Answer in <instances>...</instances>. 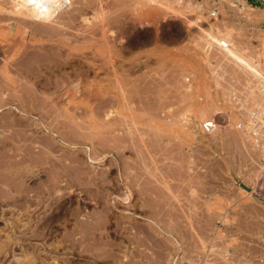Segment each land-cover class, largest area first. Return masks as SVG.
Returning a JSON list of instances; mask_svg holds the SVG:
<instances>
[{
  "label": "rangeland",
  "instance_id": "374dc122",
  "mask_svg": "<svg viewBox=\"0 0 264 264\" xmlns=\"http://www.w3.org/2000/svg\"><path fill=\"white\" fill-rule=\"evenodd\" d=\"M71 1L74 4L71 2L73 6L71 5L72 8H69V14L71 16L73 9H75L74 11L78 10L77 14L73 15V18L71 16L72 19H70V16L66 11L69 12L67 6H71L67 5V10L63 12V14L67 15L64 16L62 14V17L64 24L67 23L69 28H73H70L72 31L70 30V32H68L69 29L66 26L67 33L64 29L65 25L62 27L65 30V32H63L64 30L61 28L56 30L53 27L51 28V26H48L49 28L46 26V29L44 25L40 24L42 29L44 26V28L48 30L45 32L44 29L42 30L45 34H48L49 31H51L50 29L61 31L58 32V36L56 35L57 32L53 31L55 32L53 35L51 34L53 37H50V34L47 35L48 37L43 36V33L41 34L42 31H40V25L38 24L39 31L36 26L37 29L35 30L34 23L32 27V22H27L29 20L21 19L22 22L26 21L23 25L21 21H17V19L14 18L15 16H9L7 13V18L9 17L12 20H9V18L4 19V17H6L5 12L2 14L4 6H0V8H3H1L2 11H0V14L4 15V17L0 15L3 17V19L0 18V82H2L0 83V88L2 86L0 90L3 89L5 91H0V122L2 121L0 126L4 127V129H1L3 127H0V137L5 138H0V162H2L0 163V180L2 181H0V264H264V202L263 199L257 197L255 193L256 189L252 187L254 185L253 180L256 177L255 173L258 171L256 169H258L257 162L259 157L256 147L250 140H245L247 137L245 138L239 130L233 128V123H231V121H234V117L232 115L231 118L228 119V121L231 120L230 123L227 121V123H229L228 126L222 128V130L219 129L217 132H212L213 134L211 133L209 135H204L199 130L200 121L207 117H211V114H213V110L216 107L222 110L230 108L229 105L226 104L227 102L224 101L220 106L217 105L216 97L218 94L213 90H211L213 91L212 93L210 92L209 84L212 80L210 72L212 70L220 69L225 71L228 78L233 79L236 84H243L242 86H239L240 90L249 94L251 97H253L251 91L255 88L253 86L254 79H252V77H250V75H248L243 69H240L233 62L224 58L222 51L217 50L212 45L208 46L207 41L204 40L203 37L198 36L196 31L190 30L182 25V23L172 15H169L168 17L164 16L162 9H159L162 11L159 13L158 7L152 4L149 5L148 2H142V0H93V3H91V0L89 2L90 4L88 3L90 6L87 4L86 6L85 3L86 1L88 2V0H82L85 1L82 4L79 3L81 0ZM251 2L255 8L250 10H253L254 12L245 11V13L242 14L243 17L249 16L251 20H247L246 23L239 22L235 24V19L225 20L222 18L217 20L218 24L216 25L221 26L223 20L228 23H233L237 32L229 37V40L232 43L243 47L247 50L246 52L249 55L263 63L261 59L264 55L261 53V46L262 39L264 38V0H251ZM81 5L85 7V10ZM167 5L169 6V3H167ZM66 7H64V9H66ZM79 7L80 10L77 9ZM153 10H156L157 12H153ZM80 11L83 12L81 13ZM143 16L145 21L142 24L138 19L140 17L143 18ZM64 17L69 18L66 19L70 22H66ZM145 22H147V24ZM25 24L30 28L28 29ZM31 28L34 31L31 30ZM22 30L23 32L21 33ZM31 31H33V33L35 31L38 32L33 34ZM76 31L79 32L76 33ZM69 34L72 36H69ZM200 38L203 39L200 41ZM69 39L70 41H68ZM86 39L88 40L87 42ZM195 42L197 45H202L197 46ZM48 43H54V45L58 46L60 44V47L62 46L61 48H64L65 50H60L61 48H57L58 46H54L56 49L52 48L53 45H49ZM30 45L35 46L30 47ZM27 46L28 48H25ZM46 47L49 48L47 49L49 51L48 54L45 53L47 52V50H45ZM69 50L71 52H66ZM53 51L54 53L52 54ZM61 51L62 55L60 54ZM8 53H10V55ZM49 53L53 57L56 54L60 56L57 55L54 58L59 59L58 61L61 60V68H59V64L58 66L56 65L58 62L56 59L53 61V57L51 58L53 59L52 61L56 62L53 63V65L51 64V66H49L50 64H48L52 63L51 59H47V61L45 60V62H43L44 58L47 57ZM67 53L70 54L67 55ZM103 55L104 58H102ZM92 57H94V59ZM24 58H27L29 61ZM38 60H40V63ZM89 60H93V62ZM62 61L66 64L68 62L69 65H66L65 63L63 64ZM9 62H13L14 64L12 63L13 65H11ZM33 63H35V65ZM43 63H45V65L47 64V67ZM24 64L27 68L24 67ZM34 66H38L39 68L37 67L35 69ZM38 69L43 70V72L39 73ZM2 70L3 72H1ZM17 70L19 71L20 76L17 74ZM28 70L31 72L29 73ZM115 70L116 72H114ZM32 71L33 73L35 72V76L39 73L38 79L39 81L41 79L40 83L37 80L38 76L35 77ZM110 71L113 75L119 73L116 78H118L120 82L116 79L117 83L115 84V76L113 77ZM23 72L28 73L25 74ZM44 72L47 74L46 78H50L51 80L50 86H47L49 92H54H50L51 95L47 93L48 90L45 92V89L47 88H43L45 87L43 84V80L45 79L43 78L45 77ZM1 74L4 75V78ZM16 74L18 75V78ZM28 74H30L29 77ZM40 74L43 75L42 78L40 77ZM23 75H27V77L24 79ZM32 75L34 78L31 77ZM53 76L54 78H52ZM75 76L77 78H75ZM20 78L22 81L24 79V81L22 82ZM29 78L31 80H29ZM64 79L71 85H68ZM68 79L70 80L68 81ZM34 80H37L38 82H33ZM54 82L58 85L63 83L65 86L61 84V86L59 85L60 88L56 87ZM21 83H25L24 86H29H21V88H24L21 90L20 87L18 88ZM51 84H54L55 86ZM113 85L114 88L112 87ZM32 86L35 88L32 89ZM36 87H38L41 92ZM25 88L27 92L28 89H30L29 93L31 92L32 95L26 91L24 92ZM69 88L71 89L70 93L73 92V95L66 94V92L69 91ZM120 88L122 90H120ZM73 89L75 90V93ZM11 92L18 93L19 96L21 95L20 98L15 99L16 95L14 94V98L11 97ZM22 92L24 95L20 94ZM5 93H8L10 96ZM36 93L40 95L34 96ZM101 93H103V95ZM227 93L228 91L223 90L219 94V97L224 100ZM53 94L57 96V98ZM61 94L64 96L66 95V97H62ZM253 94L256 95V93ZM67 95H70V97ZM124 95L126 98L127 96L129 97L126 99ZM3 97L8 99H2ZM42 97L44 99H42ZM24 98L25 100H23ZM19 99H22V101L20 100L22 102H20V108L17 107ZM26 99L29 101L28 103H25L27 102ZM51 99L55 100L51 103ZM39 102H41V105H39ZM56 103L59 107L56 106ZM52 104L53 106H51ZM16 108H18L20 112L25 111L23 113L26 114L27 117L25 118L21 115L18 116L19 112ZM53 108L56 110L54 111ZM47 109H51L50 111H54V113H49ZM108 112L110 114H108ZM62 113L63 115L60 116ZM41 115L45 117L42 118ZM217 116L222 117L221 114H218ZM18 117H20V119L23 117L21 122H19L20 119ZM55 117H57L59 121L58 119L55 120ZM15 119L16 121H14ZM23 119L25 121H23ZM53 119L55 120V126L52 125L54 123ZM60 119L64 121L60 122ZM105 119L108 121L112 120V123L109 122L110 124H107L108 122ZM8 120L9 122L7 123L9 124L7 125L6 123V126H4V122ZM10 120H12L11 122H13V124L17 125H11ZM22 121L23 126L25 125V127L23 128L22 126L21 129V126H19L20 124L18 123H22ZM104 121H106V124H104ZM24 122L28 125L24 124ZM32 122L35 123L33 124ZM126 122L128 125H126ZM63 123L65 125L69 124L64 126ZM80 123L84 126H79L81 125ZM121 123L124 124L121 125ZM70 125L71 128H77H73V130L77 131V134H75L76 131L74 132L73 130L70 131L68 129L67 126L70 128ZM13 126L14 128L17 126L15 132H18V127L21 131L26 129L25 132H23L25 135H22L21 132L22 137L26 135V137H28L29 135V137H33L34 139L38 134L37 139H34L35 141H44L43 144H45V141L47 140H49L48 142H53V144H46L48 147L50 144L51 146L53 145V150L60 149L58 152L52 150L50 156H57L56 154H59L60 152L59 155L62 154L63 156L66 153L67 159L65 158V163L68 161L69 156H74V152L72 151L74 150L76 152L75 156L79 157L80 155V158L78 159L83 165L82 168L85 169L84 166H86L88 171H91L92 169V172L90 173L89 171L85 174L87 175V178L84 177L83 179V176L85 175H83L82 172L85 173V170L82 172L80 171L81 174L79 173V170L81 169L80 167L78 168L74 166L72 169L69 168L71 170L68 169L65 173L67 176L63 177L62 182L59 183L62 184L60 185V192L58 193L57 191H54L52 194H42L40 195V198L42 197L41 201L40 198L34 196L38 191V188L36 187V183L38 182H30L31 179L28 180V177L24 182H4L5 179H8L6 178L7 174H12V172L20 173L27 170L26 168L23 169L21 166L14 165L19 167L17 170V168L12 166L14 163L16 164V159L14 158L20 156L18 155V153L22 151L20 148L23 149L25 147L22 145V142L24 141L22 139L25 137L21 138L18 134L20 132H14V134L19 136L16 137L15 135L13 137L20 140L18 142L16 140V142L24 147L19 144L17 146L16 142V144H13L12 141H9L10 137L12 139V135H14ZM5 127H7L6 129L9 131L8 134ZM32 127H34V130L37 128L35 131H38V128H41V130L39 129L38 133L33 131ZM46 127L53 128L54 130L55 127H57V131H55L57 134L59 133V136L53 137L51 133L44 132L42 129H46ZM65 127L67 128V132L70 131L69 133H66L64 130ZM87 128H91L89 129L91 132H89ZM95 129L97 130L96 132L94 131ZM32 131L35 132V137L32 134ZM92 132L95 133L93 134ZM113 132H115V134ZM79 133H81V136ZM90 133L95 135L93 136L94 138L90 136ZM99 133L101 134L100 136ZM6 134L8 136L11 135L9 139ZM41 134L42 136H45L46 134V136L41 138L39 137ZM74 134L78 136L76 138L75 136H71ZM86 134L87 136H85ZM48 135L50 136V139L54 140L52 141L48 139L49 137L46 138ZM83 135L84 137L82 138ZM138 136L139 138H137ZM140 138L142 140H139ZM3 139L5 142L9 141V143L13 144L6 142L10 145L11 149L4 141H2ZM99 139L101 141L104 139L103 141L105 142H101ZM111 140L114 145L110 143ZM169 140L170 142H168ZM64 141H67L68 144ZM54 142L58 145L60 144L61 147L58 148L56 145L55 148ZM106 142L109 144H106ZM36 143L37 142L33 141L32 145H34V148H32V151L33 149L37 150V148L35 149V146L37 145ZM147 143H150V145ZM105 144L108 145L109 148ZM110 144L115 148H119L115 149ZM101 145L105 146L102 147ZM153 145L154 147H152ZM158 145L160 146L158 147ZM91 147L94 149L93 152H91ZM168 147L170 150H168ZM16 148L17 150H15ZM2 149L5 150V153ZM86 149H89V151ZM1 150L3 151L2 153ZM6 151L8 153L10 152L12 155H10V153L8 154ZM162 151H164V153ZM91 153L93 155L96 154V156H93ZM113 153L116 154V156ZM6 154H8L12 160L10 157L7 158ZM87 154H90L93 158L97 159L103 157L105 161L100 160L97 163H90L86 161ZM139 154H141V156ZM12 156L14 157L12 158ZM40 158L41 157H39V159ZM2 159L4 161H2ZM5 159H10L9 161L11 164L8 160L7 162L13 167L12 169L9 168L10 165L7 166L12 170L10 171L9 169H6L5 172L10 171L9 173H5L4 170H1V165L5 166L8 164ZM143 159L145 162H148L145 163ZM106 160L108 161L106 162ZM120 160L124 163H120ZM12 161L14 162L13 164ZM110 164L112 165L110 166ZM43 166L48 168V165L46 166V164ZM76 168L77 170H75ZM110 168L113 171L115 170V172ZM49 169L51 168L49 167L44 170L45 172L48 171L49 174H47L48 172H46V174L43 173V176L46 179L53 175V170L51 169L52 172H50L51 170ZM101 171L104 173H101L103 176L100 174ZM73 172L75 174H73ZM70 173L72 174L69 175ZM76 174L79 176L75 178V176H77ZM256 174H258V172ZM91 176H96L95 180L92 182L87 181ZM66 177H68L69 180ZM81 178L84 181L81 180ZM104 178L106 179V182L109 181V183L105 184L103 182L104 180H102ZM64 179H66L67 185L65 184ZM68 181L73 184H70ZM97 181H101V184ZM164 182L165 184L169 182V186L171 185L170 187L173 188L170 190L168 184L166 185V188ZM139 183H144L143 186L145 187L144 188L140 185V191H138ZM109 184L111 186H109ZM134 184L137 185V189H135L136 185ZM18 185L20 187L22 185L20 190ZM33 186L36 187V189H34L36 192H34ZM142 190L147 193L148 197L143 194ZM248 192L249 194H247ZM101 195H105L103 196L104 198ZM152 195L156 197L158 196L159 198L155 197L154 199L153 197L151 199ZM32 196L34 199H31L33 198ZM10 197L12 198L10 199ZM122 197L125 198L123 199ZM148 198H150V200ZM25 199L28 202L25 201ZM141 203H143L146 208ZM140 204L142 206H140ZM104 206L106 207L105 209ZM139 206L141 208H139ZM72 212L74 215L76 214V216H74ZM106 212L108 214H106ZM89 213L91 215L92 213L95 214L89 216ZM94 216H96V218ZM97 217L100 218L98 219ZM93 218L94 220H92ZM86 221L89 223L84 224ZM99 223L101 226L98 225ZM103 223H105V225ZM83 224L85 226H91L85 228ZM101 227L106 229H102L101 231ZM71 231L74 233H71ZM81 232H84V235H82ZM89 232L91 235H89ZM100 232L104 233L101 234ZM87 233L88 235H85ZM131 233L134 234L132 235ZM92 234L94 236L90 237ZM99 235L108 236L99 237V240L95 241L94 239H98ZM87 236H89V240H87ZM127 237L129 238L127 239ZM81 238L82 240H80ZM105 238H107V241H109L110 244L107 243ZM100 239L103 244L100 242ZM86 240L89 242L86 243ZM104 240L106 241L105 243ZM111 241L113 245L111 244ZM90 247L91 250H88ZM103 250L105 252H103ZM107 252H111V254L109 255L108 253V255H106ZM96 255L99 258H97Z\"/></svg>",
  "mask_w": 264,
  "mask_h": 264
},
{
  "label": "bare ground",
  "instance_id": "6f19581e",
  "mask_svg": "<svg viewBox=\"0 0 264 264\" xmlns=\"http://www.w3.org/2000/svg\"><path fill=\"white\" fill-rule=\"evenodd\" d=\"M91 0H88V2L86 1V3H85V5L87 4V5H89ZM95 1V0H94ZM101 1V0H100ZM143 1H145V2H148V4L150 5V4H152V5H155V6H157L158 7V10L159 9H162V11H163V13H164V16H166V17H168L169 15H171V14H173V12H174V10H176L175 8H174V6H173V8H172V5H170L169 4V6L167 5V3L165 2V0H142V2ZM71 0H68V5H72L73 6V4H71ZM85 1H82L81 0V2H79V3H84ZM98 2V1H97ZM139 2H141V1H139ZM79 3H78V5H79ZM89 3V4H88ZM91 3H93V0L91 1ZM95 3V2H94ZM166 3V4H165ZM144 4H146V3H144ZM86 5V6H87ZM103 5V4H102ZM101 5V6H102ZM142 5V4H141ZM0 6H4V11H2L1 10V8H0V11H2V14H4V12H5V16L6 17H4V15H2V14H0L1 16H3L4 17V19L5 18H7V14H9V16L10 15H13V16H15L14 18L15 19H17V21H21L22 22V20L21 19H25V20H29V21H27V22H29L30 23V21L32 22V27H33V23H34V27L36 26V27H38L40 24H42V25H44L45 26V28L47 29V27L48 26H51V28L53 27V28H55L56 30L57 29H63L62 27L64 26V29L66 30L67 28H65L66 26L68 27V29H69V31L68 32H70V30L71 29H73L72 27H70L69 28V26L67 25V23L66 22H68L69 20H67V19H69V18H67V17H64V19H66V24H64V22H63V17H62V14H63V12L65 11V10H67V7H68V10H69V12L68 11H66V13H68V15L70 16V9L72 8V6L71 7H69V6H67V5H64V0H0ZM67 6V7H66ZM82 6V8L84 9L85 7H83V5H81ZM80 6V7H81ZM90 6V5H89ZM64 7H66V9H64ZM78 7V6H77ZM80 7L79 8H77V9H79L80 10ZM100 7V6H99ZM169 7V8H168ZM171 7V8H170ZM70 8V9H69ZM76 8V7H75ZM97 8V7H96ZM3 9V8H2ZM87 9V8H86ZM94 9V8H93ZM103 9V8H102ZM75 9H73V13L71 12V16H72V18H73V15H75V14H77V11L78 10H76V11H74ZM82 10V9H81ZM85 10V9H84ZM72 11V10H71ZM156 11V10H155ZM154 10H153V12H155ZM161 10H159L158 12L160 13V12H162ZM245 11H247V10H245ZM81 12V11H80ZM79 12V13H80ZM83 12V11H82ZM81 12V13H82ZM97 12H98V10H97ZM157 12V11H156ZM7 13V14H6ZM95 14V13H94ZM64 16L65 15H67V14H63ZM148 15V14H147ZM0 16V18H2L3 19V17H1ZM68 16V17H69ZM71 16H70V19H72L71 18ZM153 17V16H152ZM154 17H155V15H154ZM9 18V17H8ZM7 18V19H8ZM13 18V17H12ZM75 18V17H74ZM78 18V17H77ZM11 18H9V20H10ZM145 18H144V16H143V18L142 17H140L138 20H139V22L140 23H144V20ZM12 20V19H11ZM237 20V19H236ZM3 21V20H2ZM16 21V20H15ZM65 21V20H64ZM75 21V20H74ZM0 22H1V19H0ZM70 22V21H69ZM71 22H72V20H71ZM147 22H149V21H147ZM147 22H145L146 24H147ZM223 23H221L222 25L221 26H219V25H215L217 28H218V31L219 32H212V31H207V30H204V28H201L200 27V32H202V33H198V36H201V37H203L204 38V40H206L207 41V43H208V46L209 45H212V46H214V44L215 43H219L220 41H221V39H220V37L221 38H223V39H227V40H229V37H231V36H233V34H236V32H237V29L235 28V25L233 24V23H228L227 21H225V20H223L222 21ZM23 23H26V21L25 22H22V24ZM28 23V24H29ZM237 23H239V21L237 20V21H235V24H237ZM36 24V25H35ZM39 24V25H38ZM69 24H72V23H69ZM149 24V23H148ZM24 25V24H23ZM25 26H27L28 27V29L30 28L28 25H26L25 24ZM44 26H43V29H44V32L45 31H48V30H46L45 28H44ZM47 26V27H46ZM34 28L35 30L37 29V28ZM42 26L40 25V28H41ZM49 28V27H48ZM42 28H41V30L40 31H42L43 30ZM63 29V30H64ZM31 30H33L32 28H31ZM51 31H49V33L48 34H45L43 31L41 32V34L43 35V36H46V37H48L47 35H49L50 37H53V36H51V34L53 35L55 32H53V31H56V30H52V29H50ZM62 30V31H63ZM65 30L63 31V32H65ZM76 30V29H75ZM75 30H73V31H75ZM79 30V29H78ZM34 31V30H33ZM33 31H31V33H33ZM38 31H39V27H38ZM37 31V32H38ZM72 31V30H71ZM104 31V30H103ZM23 32V30L21 31V33ZM36 31L33 33V34H36L37 33ZM50 32H52V33H50ZM57 33H56V35L58 36V32H61V31H56ZM66 32H67V30H66ZM67 32V33H68ZM77 32H79V31H76V33ZM72 33V32H71ZM45 34V35H44ZM60 34V33H59ZM78 34H82V33H78ZM41 35V36H42ZM63 35H65V34H63ZM71 34H69V36H70ZM31 36V35H30ZM62 36V35H61ZM72 36V35H71ZM79 36V35H78ZM45 37V38H46ZM49 37V38H50ZM63 37V36H62ZM48 38V39H49ZM68 38V37H67ZM66 38V39H67ZM75 38H77V37H75ZM196 38V37H195ZM202 38V39H203ZM72 39V38H71ZM80 39V38H79ZM88 39V38H87ZM86 39V42L88 41ZM201 38H200V41L202 40ZM57 40H58V38H57ZM78 40V39H77ZM195 40H197V39H195ZM203 40V41H204ZM68 41H70V39L68 40ZM74 41V40H73ZM230 41V40H229ZM80 42V41H79ZM196 42H198V41H196ZM195 42V44L197 45V43ZM231 42V41H230ZM16 43V42H15ZM44 43V42H43ZM69 43V42H68ZM200 43H202V42H200ZM40 44V43H39ZM45 44V43H44ZM49 44V43H48ZM51 45H53L52 46V48H55L54 46H58V45H54V43H50ZM49 44V45H50ZM59 44V43H58ZM14 45V44H13ZM41 45V44H40ZM68 45V44H67ZM198 45H200V44H198ZM197 45V46H198ZM202 45V44H201ZM200 45V46H201ZM9 46V45H8ZM12 46V45H11ZM18 46V45H17ZM26 46V45H25ZM32 46H35V45H30V47H32ZM42 46V45H41ZM208 46H205V47H208ZM2 47V46H1ZM10 47V46H9ZM8 47V48H9ZM13 47V46H12ZM43 47H44V45H43ZM51 47V46H50ZM62 47V46H61ZM60 47V44H59V46L57 47V48H61ZM65 47V46H64ZM203 47V46H202ZM262 55H264V38L262 39ZM6 48V47H5ZM25 48H28V46L27 47H25ZM36 48H37V45H36ZM35 48V49H36ZM199 48V47H198ZM7 49V48H6ZM5 49V50H6ZM34 49V50H35ZM47 49H49V48H45V50H47ZM56 49V48H55ZM64 49V48H63ZM62 48L60 49V50H63ZM68 49V48H67ZM2 50V49H1ZM10 50H12V49H10ZM42 50V49H41ZM44 50V51H45ZM51 50V49H50ZM65 50V49H64ZM39 51V50H38ZM57 51H58V49H57ZM247 50H245L243 47H241V46H239V45H236V44H234V43H232L231 42V46L230 47H228V48H225L222 52H223V56H224V58H227L228 60H230L231 62H233L235 65H237L240 69H243L248 75H250V77H252V79H258V78H262V79H264V57H262V62L263 63H261V61H259V60H256L255 58H253L251 55H249L247 52H246ZM9 52V51H8ZM26 52H27V50H26ZM35 52V51H34ZM33 52V53H34ZM41 52V51H40ZM48 50H47V52H45V53H47L48 54ZM66 52H71L70 50L69 51H66ZM83 52V51H82ZM203 52V51H202ZM1 53H3V52H1ZM11 53V52H10ZM10 53H8L9 55H10ZM23 53V52H22ZM21 53V54H22ZM51 53V52H50ZM49 53V55L47 56V57H50L51 56V54ZM54 53V51L52 52V54ZM55 53H57V52H55ZM7 54V55H8ZM32 54V53H31ZM44 54V53H43ZM42 54V55H43ZM61 55H62V51H61V53H60ZM63 54H64V51H63ZM70 53H67V55H69ZM72 54V53H71ZM78 54V53H77ZM6 55V54H5ZM24 55H25V53H24ZM27 55V54H26ZM29 55V54H28ZM41 55V56H42ZM58 54H56L54 57H56ZM79 55H81V54H79ZM37 56V55H36ZM45 56V55H44ZM59 56V55H58ZM66 56V55H65ZM77 56V55H76ZM82 56V55H81ZM80 56V57H81ZM93 56H95V55H93ZM102 56V55H101ZM7 57V56H6ZM47 57H45L44 58V61H43V59H42V61L43 62H45V60L47 61V59H51L53 56H51L50 58H47ZM53 57V58H54ZM60 57V56H59ZM5 58V57H4ZM19 58V57H18ZM63 58V57H62ZM91 58V57H90ZM93 59H94V57H92ZM96 58V57H95ZM102 58H104V55H103V57ZM25 60H27V58H24ZM23 59V60H24ZM55 59L58 61L59 59H57V58H54V60L53 59H51V61L53 60V61H55ZM65 59V58H64ZM67 59V58H66ZM86 59H88V58H86ZM107 59V58H106ZM19 60V59H18ZM31 60V59H30ZM48 60V61H49ZM63 60V59H62ZM97 60V59H96ZM105 60V59H104ZM11 61V60H10ZM27 61H29V60H27ZM32 61V60H31ZM39 61V63H40V60H38ZM41 61V62H42ZM50 61V62H51ZM52 61V63H48V64H50L49 66H51V64L53 65V63H56V62H53ZM89 61H92L93 62V60H89ZM107 61V60H106ZM106 61H104V62H106ZM16 62H17V60H16ZM16 62H15V64H16ZM23 62H25V61H23ZM22 62V63H23ZM59 62V63H58ZM57 62V66H58V64H59V68H61L62 67V65H60V62H61V60L60 61H58ZM9 63H11V62H9ZM9 63H7V64H9ZM13 63V62H12ZM11 63V65H13ZM19 63V62H18ZM27 63V62H26ZM62 63L64 64L65 62L64 61H62ZM88 63V62H87ZM87 63H86V65H87ZM102 63V62H101ZM2 64V63H1ZM34 65H35V63H33ZM44 65H45V63H43ZM66 64V63H65ZM67 64H68V62H67ZM66 64V65H67ZM72 64V63H71ZM89 64V63H88ZM4 65H5V63H4ZM10 65V64H9ZM17 65V64H16ZM41 65H42V63H41ZM69 65V64H68ZM101 65V64H100ZM103 65H104V63H103ZM8 66V65H7ZM46 67H47V64L45 65ZM48 66V67H49ZM65 66V65H64ZM63 66V67H64ZM107 66V65H106ZM9 67H11V66H9ZM20 67V66H19ZM24 67H26L25 66V64H24ZM23 67V68H24ZM35 67V66H34ZM33 67V68H34ZM38 66H36L35 67V69L37 68ZM42 67V66H41ZM111 67H114V66H111ZM8 68V67H7ZM22 68V69H23ZM27 68V67H26ZM39 68V67H38ZM50 68V67H49ZM100 68V67H99ZM105 68V67H104ZM107 68V67H106ZM11 69V68H10ZM18 69V68H17ZM64 69V68H63ZM116 69V68H115ZM30 70V69H29ZM28 70V71H29ZM31 70H32V68H31ZM39 70V69H38ZM70 70V69H69ZM109 70V69H108ZM34 71V70H33ZM33 71H32V73H33ZM45 71V70H44ZM50 71V70H49ZM51 71H52V69H51ZM50 71V72H51ZM65 71V70H64ZM67 71V70H66ZM87 71V70H86ZM112 71H113V69H112ZM1 72H3V70L1 71ZM18 72V73H17ZM17 74L19 75V71L17 70ZM31 71H29V73H30ZM41 72H43V70H39V73H41ZM49 72V73H50ZM77 72V71H76ZM89 72V71H88ZM106 72H108V71H106ZM111 72V71H110ZM114 72H116V70L114 71ZM10 73V72H9ZM14 73V72H13ZM13 73H11V74H13ZM23 73H25V72H23ZM22 73V74H23ZM26 73H28V72H26ZM25 73V74H26ZM31 73V74H32ZM35 73V72H34ZM33 73V75L35 76V74ZM37 73V72H36ZM39 73H38V75H36V76H38L37 77V80L39 81ZM44 73H45V75H44ZM43 73V75L45 76V77H43V78H45L43 81H44V86L45 87H43V88H47V86L49 85L50 86V83H51V80H50V78H46V76H47V74H46V72H44ZM63 73V72H62ZM73 73V72H72ZM72 73H71V75H72ZM86 73V72H85ZM112 73V72H111ZM110 73V74H111ZM123 73V72H122ZM2 74H4V73H2ZM1 74V75H2ZM16 74V75H17ZM53 74V73H52ZM56 74V73H55ZM75 74V73H74ZM89 74V73H88ZM115 74H117V73H115ZM119 74V73H118ZM118 74L117 75H113V73H112V75H113V77L115 76V78H114V81H115V84L117 83L116 82V79L118 80V82H120L119 81V79L118 78H116L117 76H118ZM10 75V74H9ZM18 75H17V78H18ZM33 75L31 76L32 78H34L33 77ZM43 75H41L40 74V77L42 78V76ZM70 75V74H69ZM4 75H2V77H3ZM20 76V75H19ZM24 76V75H23ZM22 76V77H23ZM30 76V74H28V77ZM35 76V77H36ZM59 76V75H58ZM83 76V75H82ZM108 76H109V74H108ZM120 76V75H119ZM124 76V75H123ZM27 77V75L26 76H24V79ZM30 77V78H31ZM51 77V76H50ZM67 77H69V76H67ZM73 77H74V75H73ZM110 77V76H109ZM4 78V77H3ZM5 78H6V76H5ZM11 78H12V76H11ZM29 78V80H31ZM52 78H54V76L52 77ZM56 78V77H55ZM65 78V77H64ZM70 78H71V76H70ZM75 78H77L76 76H75ZM8 79V78H7ZM21 79V78H20ZM24 79H23V81H24ZM57 79V78H56ZM65 79H67V78H65ZM64 79V80H65ZM83 79H85V78H83ZM106 79V78H105ZM109 79V78H108ZM112 79V78H111ZM122 79V78H121ZM15 80V79H14ZM37 80H34L33 82H38ZM63 80V79H62ZM70 79H68V81H69ZM21 81H22V79H21ZM21 81H19V82H21ZM22 81V82H23ZM40 81H41V79H40ZM40 81H39V83H40ZM59 81V80H58ZM66 81V80H65ZM74 81V80H73ZM81 81V80H80ZM88 81V80H87ZM26 82H28V81H26ZM32 82V83H33ZM61 82V81H60ZM0 83H2V82H0ZM14 83H15V81H14ZM17 83V82H16ZM31 83V82H30ZM29 83V84H30ZM66 83H67V81H66ZM113 83V82H112ZM21 84H23V83H21ZM19 85L18 86V88L20 87V89L21 90H23L24 88H21V86L23 87L24 86V84L23 85ZM54 84H56L55 82H54ZM54 84H51V85H54ZM62 85H64L63 83H61ZM61 84H59L60 86H61ZM68 84V83H67ZM102 84H104V83H102ZM119 84V83H118ZM123 84V83H122ZM122 84H120V85H122ZM1 85V84H0ZM5 85V84H4ZM17 85V84H16ZM15 85V86H16ZM58 84H56V87H59L60 88V86H59ZM68 85H71V84H68ZM76 85V84H75ZM87 85V84H86ZM26 87L27 86H29V85H25ZM24 86V87H25ZM55 86V85H54ZM65 86V85H64ZM64 86H63V88H64ZM5 87V86H4ZM40 87H41V85H40ZM78 87V86H77ZM113 88H114V85L112 86ZM1 88H2V86H1ZM0 88V89H1ZM29 88H31V87H29ZM35 88V87H34ZM33 88V86H32V89H34ZM37 89H38V87H36ZM50 88H52V87H50ZM88 88V87H87ZM86 88V89H87ZM116 88V87H115ZM256 88V87H255ZM10 89V88H9ZM9 89H7V90H9ZM68 89V88H67ZM66 89V90H67ZM124 89V88H123ZM3 90V89H2ZM2 90H0V91H2ZM29 90L30 89H28V92H27V90H26V88H25V90H24V92L26 91L27 93H29ZM39 90V89H38ZM44 90V89H43ZM48 90V92L47 93H49L50 94V92H53V91H50L49 92V89L47 88V89H45V92ZM79 90V89H78ZM83 90V89H82ZM120 90H122L121 88H120ZM125 90V89H124ZM252 90V89H251ZM254 90V89H253ZM253 90L251 91V94H253L254 92H253ZM4 91V90H3ZM16 91V90H15ZM35 91V90H34ZM40 91V90H39ZM55 91V90H54ZM65 91V90H64ZM70 91H71V89L69 88V91L68 92H66V94H72L73 95V92L72 93H70ZM73 91H74V93H75V90L73 89ZM119 91V90H118ZM5 92V91H4ZM21 92V91H20ZM36 92V91H35ZM41 92V91H40ZM97 92V91H96ZM12 93V92H11ZM31 93V92H30ZM29 93V94H30ZM54 93V92H53ZM63 93V92H62ZM5 94H7V95H9L8 93H5ZM16 95L15 96V99L17 98H20V96H19V94L18 93H16V92H14V93H12V95H11V97H13L14 95ZM20 94H22V95H24L23 94V92L22 93H20ZM43 94V93H42ZM48 94V95H49ZM94 94H95V92H94ZM102 95H103V93H101ZM1 95V94H0ZM17 95H18V97H17ZM30 95H32V93L30 94ZM37 96V95H40V94H38V93H36V94H34V96ZM51 95V94H50ZM54 95V94H53ZM62 95V94H61ZM105 95H107V94H105ZM121 95H123V94H121ZM125 95H126V93H125ZM125 95H124V97H125ZM4 96V95H3ZM10 96V95H9ZM55 96V95H54ZM58 96H60V95H58ZM64 95H62V97H63ZM67 96H69L70 97V95H67ZM76 96V95H75ZM92 96V95H91ZM252 96H254V94L252 95ZM22 97H25V96H22ZM45 97V96H44ZM46 97H47V95H46ZM56 98H57V96H55ZM64 97H66V95L64 96ZM83 97V96H82ZM87 97V96H86ZM86 97H84V98H86ZM129 96H127V98H128ZM4 98H6V97H3L2 99H4ZM14 98V97H13ZM28 98V97H27ZM41 98V97H40ZM51 98V97H50ZM49 98V99H50ZM55 98V99H56ZM91 98V97H90ZM92 98H95V97H92ZM105 98V97H104ZM126 98V97H125ZM126 98V99H127ZM6 99H8V98H6ZM35 99V98H34ZM42 99H44L43 97H42ZM55 99H53V100H55ZM80 99V98H79ZM110 99V98H109ZM124 99V98H123ZM9 100H10V98H9ZM8 100V101H9ZM22 101V99H19V104H18V106L17 107H19V105L22 103L21 101ZM23 100H25V98L23 99ZM29 100V99H28ZM36 100H37V98H36ZM52 99H51V103H52V101H53ZM56 100H58V99H56ZM70 100V99H69ZM254 100H255V96H254ZM12 101V100H11ZM26 101H27V99H26ZM88 101V100H87ZM94 101V100H93ZM93 101H92V103H93ZM100 101V100H99ZM110 101V100H109ZM21 102V103H20ZM29 101H27V102H25V103H28ZM42 102V101H41ZM41 102H39V105H41L40 103ZM48 102V101H47ZM129 102V101H128ZM13 103V102H12ZM11 103V104H12ZM62 103V102H61ZM106 103H107V101H106ZM105 103V104H106ZM44 104V103H43ZM42 104V105H43ZM54 104V103H53ZM53 104L51 105V106H53ZM104 104V103H103ZM50 105V104H49ZM64 105V104H63ZM98 105V104H97ZM96 105V106H97ZM124 105V104H123ZM21 106H23V105H21ZM27 106H28V104H27ZM56 106H58L59 107V105H57V103H56ZM55 107V106H54ZM61 107V106H60ZM103 107V106H102ZM1 108V107H0ZM20 108V107H19ZM23 108V107H22ZM55 108H57V107H55ZM52 109V108H51ZM50 109V110H51ZM54 109V108H53ZM69 109V108H68ZM72 109V108H71ZM16 110L19 112V115L18 116H23V117H27V115L26 114H24L23 112H25V111H23V112H20L19 111V109L18 108H16ZM24 110V109H23ZM42 110V109H41ZM44 110V109H43ZM48 110V109H47ZM47 110H46V112H47ZM50 110H48L49 111V113L51 112ZM56 109H54V111H55ZM100 110V109H99ZM104 110V109H103ZM0 111H1V109H0ZM27 111V110H26ZM35 111V110H34ZM36 111H37V108H36ZM38 111H39V109H38ZM54 111H52L53 113H54ZM58 111H59V109H58ZM58 111H56V112H58ZM61 111V110H60ZM65 111V110H64ZM82 111V110H81ZM109 111H110V109H109ZM41 112V111H40ZM51 112V113H52ZM62 112V111H61ZM75 112V111H74ZM223 112V110L222 109H220V108H218V107H216L214 110H213V114H211V117H216L218 114H221ZM48 113V112H47ZM52 113V114H53ZM66 113H68V112H66ZM100 113V112H99ZM57 114V113H56ZM76 114V113H75ZM108 114H110L109 112H108ZM29 115V114H28ZM60 115V114H59ZM63 115V113L60 115V116H62ZM9 116V115H8ZM17 116V115H16ZM42 116V115H41ZM53 116H55V115H53ZM67 116H68V114H67ZM22 117V118H23ZM43 117H45V116H42V118ZM58 117V116H57ZM57 117H55L54 119L55 120H57L58 118ZM111 117V116H110ZM5 118V117H4ZM16 118V117H15ZM19 119H20V117H18ZM21 118V119H22ZM30 118V117H29ZM28 118V119H29ZM67 118V117H66ZM113 118V117H112ZM114 118H116V117H114ZM136 118V117H135ZM171 118V117H170ZM9 119V118H8ZM17 119V118H16ZM16 119L14 120V121H16ZM18 119V120H19ZM21 119H20V121L19 122H21ZM53 119V120H54ZM64 119H65V114H64ZM75 119V118H74ZM108 119V118H107ZM107 119H105L108 123L107 124H110V123H112V120L111 121H108ZM111 119V118H110ZM117 119V118H116ZM120 119V118H119ZM2 120H3V118H2ZM55 120L53 121L54 123L52 124V125H54L55 126ZM61 120V119H60ZM92 120V119H91ZM121 120V119H120ZM127 120H129V119H127ZM12 120H10V123H11V125L13 124V122H11ZM23 121H25L24 119H23ZM23 121H22V123H18V124H20L19 126H21L20 128L22 129V126H23ZM28 121V120H27ZM26 121V122H27ZM48 121V120H47ZM46 121V122H47ZM58 121H59V119H58ZM64 120H61L60 122H63ZM67 121V120H66ZM106 121H104L103 123L104 124H106ZM116 121V120H115ZM171 121H172V119H171ZM4 122V121H3ZM7 122H9V120L8 121H6V122H4V124H2V125H4V126H6V123ZM41 122V121H40ZM52 122V121H51ZM59 122V123H60ZM110 122V123H109ZM130 122V121H129ZM173 122H175V121H173ZM1 123H2V121L0 122V125H1ZM17 123V122H16ZM28 123V122H27ZM27 123H25L24 122V124H26V125H28ZM33 123V122H32ZM35 123V122H34ZM33 123V124H34ZM43 123H45V122H43ZM77 123V122H76ZM169 123V122H168ZM9 123H7V125H8ZM42 124V123H41ZM64 124V123H63ZM69 124V123H68ZM68 124H66V125H68ZM71 124V123H70ZM74 124H75V122H74ZM81 124V123H80ZM115 124V123H114ZM122 124H124V123H121V125ZM130 124V123H129ZM228 124L229 123H225V124H222V123H220V125H219V127L217 128V130H219V129H221L222 130V128H226L227 126H228ZM14 126L15 125H17V124H13ZM45 125H47V124H45ZM65 124H64V126H66ZM101 125H103V124H101ZM113 125V124H112ZM126 125H128L127 124V122H126ZM14 126H13V128H14ZM43 126V125H42ZM58 126V125H57ZM63 126V127H64ZM73 126H75V125H73ZM79 126H84V125H79ZM93 126V125H92ZM107 126V125H106ZM105 126V127H106ZM125 126V125H124ZM0 127H3V126H0ZM17 127V126H16ZM15 127V128H16ZM25 127V125L23 126V128ZM28 127V126H27ZM45 127V126H44ZM43 127V128H44ZM59 127V126H58ZM68 127V129L71 131V130H73V128H75V129H77L76 127H73V128H71V125H70V128H69V126H67ZM110 127V126H109ZM116 127V126H115ZM121 127V126H120ZM119 127V128H120ZM130 127V126H129ZM7 127H5V130H7L6 129ZM11 128V127H10ZM12 128V129H13ZM14 128V130H13V134H14V132H15V129ZM20 128L18 127L17 128V131L18 132H20V133H18V132H15V133H18L20 136H21V138H24V139H22V140H24L23 142H24V144H23V142H22V145H24V146H22L21 144H19V143H17L18 141H20V140H18L16 137H18L16 134H14V135H12V139H11V135L10 136H8L7 134H8V130H7V136H8V139H9V137H10V139H9V141L11 142H13V144H16L17 146H18V144L20 145V146H22V147H24L23 149L22 148H20L22 151H24V152H19L18 153V155H20V156H18L17 158H14V159H16V164L12 161V166L13 167H15V168H17V170H18V166H21L23 169L24 168H26L25 170V172L23 171V172H20L21 170V168L19 169L20 171V173H14V172H12V174H10L9 172L10 171H12V170H10L9 168H12L13 169V167L10 165L11 164V162L9 161L10 159H11V157L10 156H8V154L10 153H8L7 151V153L8 154H6V157L8 158V157H10V159L8 160L9 161V163L7 162V160H6V162L8 163V164H6L5 166L4 165H1V170H4V172L6 171V169H9L10 171H7L8 173H9V175L7 174L6 176V178H8V179H5V181L4 182H6V181H16V182H24L25 181V179H27V177H28V180L29 179H31V181L30 182H38V183H36L37 184V194L36 195H34V194H32V195H34L35 197H37V198H40V195H42V194H45V193H47V194H52L54 191H57L58 193L60 192L59 191V189L61 188V186L60 185H62V184H59V183H61L62 182V180H63V177H65V176H67L65 173L68 171V169L69 168H74V166H76V167H80L81 169L79 170V173H81L82 171H84L85 170V173L84 172H82L83 173V175H85V174H87L89 171H88V169L86 168V166H84L85 167V169L84 168H82L83 167V165H82V163L79 161V159L78 158H80V155H79V157H77V156H75L76 155V152L74 151V150H72L73 152H74V156H72V157H68V155H67V157H68V161H66V163L64 162V160H65V158H66V153H65V155H63L62 156V154L61 155H59V154H56L57 156H55V155H53V156H50L51 155V152H52V150L54 149V146L52 145L51 146V144H53V142H48L49 140H47V141H45V144L47 143V144H49V143H51L50 145H49V147L47 146V144L45 145V144H43V142L44 141H35L34 139H37V137H38V134H37V137H35V135L36 134H34L35 132H38L39 131V129L41 130V128H38V131H35V130H37V128L34 130V127H32L33 128V131H35V132H33L32 134L34 135V139H33V137H29V135H28V137H26V136H23L22 137V135H25V133H23V132H25V130L26 129H24V130H20ZM29 128H30V126H29ZM28 128V129H29ZM60 128V127H59ZM81 128V127H80ZM84 128H86V127H84ZM83 128V129H84ZM1 129H4V127L3 128H1ZM57 129V127H55V130ZM60 129H62V128H60ZM88 129V128H87ZM89 129H91V128H89ZM89 129H88V131H89ZM100 129V128H99ZM103 129V128H102ZM114 129H116V128H114ZM113 129V130H114ZM128 129H131V128H128ZM127 129V130H128ZM189 129V128H188ZM4 130V131H5ZM11 130V129H10ZM32 130V129H31ZM42 130H44V132H49V133H51V135L53 136V137H58L59 135V133L57 134V130L55 131L53 128H49V127H46V129H42ZM48 130V131H47ZM63 130V129H62ZM64 130L66 131L67 130V128L65 127L64 128ZM79 130V129H78ZM82 130V129H81ZM86 130V129H85ZM126 130V131H127ZM217 130H215L216 132H217ZM12 131V130H11ZM69 131V132H70ZM74 132L76 131V130H73ZM93 131V130H92ZM95 132L97 131L96 129L94 130ZM99 131V130H98ZM125 131V130H124ZM215 131H214V133H215ZM21 132H22V135H21ZM31 132V131H30ZM43 132V133H44ZM69 132H67L66 131V133H69ZM73 132V133H74ZM86 132V131H85ZM89 132H91V131H89ZM94 132V133H95ZM107 132H109V131H107ZM130 132V131H129ZM140 132V131H139ZM11 133V132H10ZM9 133V134H10ZM39 133V132H38ZM42 133V134H43ZM72 133V134H73ZM93 133V132H92ZM93 133V134H94ZM114 134H115V132H113ZM128 133V132H127ZM189 133V132H188ZM193 133V132H192ZM241 133V132H240ZM12 134V133H11ZM42 134H41V136L39 135V137H45L46 136V134H45V136L43 135L42 136ZM75 134H77V131H76V133ZM71 135V136H75V138L78 136H76V135ZM84 134V133H83ZM91 134V133H90ZM93 134H91L90 136L91 137H93V136H95V135H93ZM107 134V133H106ZM131 134V133H130ZM144 134V133H143ZM147 134V133H146ZM213 134V133H212ZM242 134V133H241ZM16 135V137H13V136H15ZM32 135V136H33ZM70 135V134H69ZM79 135L81 136V133H79ZM101 134L99 133V136H100ZM105 135V134H104ZM103 135V136H104ZM109 135V134H108ZM112 135V134H111ZM117 135V134H116ZM129 135V134H128ZM154 135V134H153ZM190 135H194V134H190ZM242 135H244V134H242ZM64 136H65V134H64ZM79 136V137H80ZM85 136H87V134L85 135ZM98 136V135H97ZM112 136H114V135H112ZM135 136V135H134ZM245 136V135H244ZM49 137V138H48ZM62 137V136H61ZM68 137V136H67ZM84 137V135L82 136V138ZM89 137V136H88ZM106 137V136H105ZM104 137V138H105ZM116 137H118V136H116ZM127 137V136H126ZM125 137V138H126ZM194 137V136H193ZM0 138H4V137H0ZM14 138H16V139H14ZM20 138V139H21ZM41 138H39V139H41ZM46 138H48V139H50V136L48 135ZM94 138V137H93ZM99 138V137H98ZM108 138H110V137H108ZM124 138V139H125ZM128 138V137H127ZM137 138H139V136L137 137ZM159 138V137H158ZM168 138V137H167ZM170 138V137H169ZM245 138H246V136H245ZM5 139V138H4ZM4 139L2 140V141H4ZM60 139V138H59ZM78 139V138H77ZM85 139H86V137H85ZM107 139V138H106ZM105 139V140H106ZM118 139V138H117ZM132 139H133V137H132ZM135 139V138H134ZM156 139H157V137H156ZM171 139V138H170ZM221 139H224V138H221ZM15 140V141H14ZM16 140H17V142H16ZM21 140V141H22ZM43 140H45V139H43ZM50 140H52V139H50ZM54 140V139H53ZM52 140V141H53ZM69 140V139H68ZM67 140V141H68ZM83 140V139H82ZM100 140V139H99ZM98 140V141H99ZM104 140V139H103ZM102 140V141H103ZM122 140V139H121ZM139 140H142L141 138L139 139ZM147 140H148V138H147ZM245 140H249L248 138H246ZM9 141H6V142H8L9 143ZM33 141L34 142H37L36 144V146H35V149L37 148V150H34L33 149V151H32V148H34L33 146L34 145H32L33 144ZM61 141V140H60ZM67 141L65 142V143H67ZM101 141V140H100ZM101 141V142H102ZM124 141V140H123ZM128 141V140H127ZM135 141V140H134ZM157 141V140H156ZM251 141V140H250ZM1 142V141H0ZM5 142V141H4ZM5 142V144H7ZM16 142V143H15ZM83 142V141H82ZM103 142H105V141H103ZM109 142V141H108ZM108 142H106V144L108 143ZM132 142V141H131ZM138 142V141H137ZM140 142V141H139ZM143 142V141H142ZM152 142V141H151ZM168 142H170V140L168 141ZM70 143V142H69ZM76 143V142H75ZM85 143V142H84ZM110 143H112V145H114L113 144V142H112V140H111V142ZM133 143V142H132ZM156 143V142H155ZM164 143V142H163ZM252 143V142H251ZM3 144V143H2ZM9 144H12V143H9ZM12 144V145H13ZM68 144V143H67ZM80 144V143H79ZM105 144V145H106ZM109 144V143H108ZM118 144V143H117ZM116 144V145H117ZM127 144V143H126ZM134 144V143H133ZM144 144V143H143ZM148 144V143H147ZM169 144V143H168ZM172 144V143H171ZM253 144V143H252ZM8 145V144H7ZM54 145H55V148H56V145L58 146V148L59 147H61L60 146V144L58 145L56 142H54ZM98 145V144H97ZM105 145H101L102 147H104ZM111 145V144H110ZM109 145V146H110ZM111 145V146H112ZM115 145V146H116ZM123 145V144H122ZM135 145V144H134ZM137 145V144H136ZM148 145H150V143L148 144ZM254 145V144H253ZM6 146V145H5ZM9 146V148H10V145H8ZM8 146H6V147H8ZM47 146V147H46ZM62 146H63V144H62ZM74 146H76V145H74ZM90 146H91V144H90ZM107 147H108V145H106ZM110 146V147H111ZM139 146V145H138ZM160 145H158V147H159ZM255 146V145H254ZM5 147V148H6ZM11 147H13V146H11ZM14 147H16V146H14ZM53 147V148H52ZM64 147V146H63ZM66 147V146H65ZM112 147H114V146H112ZM152 147H154V145L152 146ZM1 148V147H0ZM8 148V149H9ZM18 148V147H17ZM17 148L15 149V150H17ZM52 148V149H51ZM92 148V147H91ZM109 148V147H108ZM115 148V147H114ZM113 148V149H114ZM117 148H119V147H116L115 149H117ZM4 149V148H3ZM2 149V150H3ZM11 149V148H10ZM60 149V148H59ZM59 149L58 150H53L54 152H58L59 151ZM96 149V148H95ZM147 149V148H146ZM154 149V148H153ZM156 149V148H155ZM1 150V153L4 151V153H5V150H3L2 151ZM13 150V149H12ZM15 150H14V152H15ZM62 150V149H61ZM86 150H88L89 151V149H86ZM92 151L91 152H93V148L91 149ZM112 150V149H111ZM161 150V149H160ZM168 150H170L169 149V147H168ZM10 151V150H9ZM67 151V150H66ZM82 151V150H81ZM120 151V150H119ZM145 151V150H144ZM151 151V150H150ZM156 151H158V150H156ZM167 151V150H166ZM13 152V153H14ZM163 153H164V151H162ZM3 153V154H4ZM63 153V152H62ZM87 153V152H86ZM95 153H96V151H95ZM103 153V152H102ZM144 153V152H143ZM78 154V153H77ZM92 154V153H91ZM110 154V153H109ZM114 154V153H113ZM112 154V155H113ZM145 154V153H144ZM10 155H12L11 153H10ZM59 155V156H58ZM93 155V154H92ZM115 156H116V154H114ZM140 156H141V154H139ZM84 156V155H83ZM93 156H96V154L95 155H93ZM118 156V155H117ZM160 156H161V154H160ZM14 156H12V158H13ZM39 157H41L40 159H39ZM87 158H86V161H88V162H90V163H97L98 161H105V159L102 157V158H99V159H97V158H93L90 154H87V156H86ZM109 157V156H108ZM123 157V156H122ZM157 157V156H156ZM165 157V156H164ZM178 157V156H177ZM177 157H176V159H177ZM258 157H259V153H258ZM3 158V157H2ZM115 158H117V157H115ZM124 158V157H123ZM123 158H121V159H123ZM1 159V158H0ZM13 159V160H14ZM41 160V161H38V160ZM67 159V158H66ZM82 159V158H81ZM119 159V158H118ZM155 159V158H154ZM165 159V158H164ZM173 159V158H172ZM12 160V159H11ZM108 160H109V158H108ZM108 160H106V162L108 161ZM113 160V159H112ZM144 160V159H143ZM160 160V159H159ZM175 160V159H174ZM2 161H4L3 159H2ZM117 161V160H116ZM131 161V160H130ZM39 162V163H38ZM41 162V163H40ZM122 161L120 160V163H121ZM137 162H139V161H137ZM144 162H145V160H144ZM148 162V161H147ZM147 162H145V163H147ZM0 163H2V162H0ZM3 163H5V162H3ZM38 163V164H37ZM86 163V162H85ZM109 163H110V161H109ZM122 163H124V162H122ZM132 163H133V161H132ZM157 163V162H156ZM46 164V166L48 165V168L50 167L52 170H53V175L51 176V177H47V179L46 178H44V174L43 173H45L46 174V172H48V171H44V170H46V169H48V168H46L45 166H43V165H45ZM87 164H89V163H87ZM112 164H114V163H112ZM112 164H110V166L112 165ZM116 164V163H115ZM141 164V163H140ZM169 164V163H168ZM257 164H258V169H256V170H258L257 172H258V174H256L255 173V175H256V179L254 178V185L252 186L253 188H255L256 189V187L257 186H259L260 185V180L262 179V177L264 176L263 174H262V172H261V168H259V159H258V162H257ZM10 165V167L8 168L7 166H9ZM14 165H18L17 167L16 166H14ZM137 165V164H136ZM135 165V166H136ZM170 165V164H169ZM121 166V165H120ZM123 166V165H122ZM125 166H126V164H125ZM124 166V167H125ZM140 166V165H139ZM159 166V165H158ZM184 166V165H183ZM188 166V165H187ZM28 167H29V169H28ZM97 167V166H96ZM96 167H94V168H96ZM130 167V166H129ZM128 167V168H129ZM143 167V166H142ZM154 167V166H153ZM44 168H46V169H44ZM88 168H89V166H88ZM113 168V167H112ZM127 168V169H128ZM51 169H49V170H51ZM71 169H69V170H71ZM86 169H87V171H86ZM111 169V168H110ZM126 169V168H125ZM133 169V168H132ZM159 169V168H158ZM52 170L50 171V172H52ZM75 170H77V168L75 169ZM112 170V169H111ZM131 170V169H130ZM137 170V169H136ZM142 170V169H141ZM73 171V170H72ZM71 171V172H72ZM81 171V172H80ZM94 171H95V169H94ZM105 171V170H104ZM107 171V170H106ZM109 171V170H108ZM113 171V170H112ZM118 171V170H117ZM138 171V170H137ZM3 172V171H2ZM3 172V173H4ZM7 172H5V173H7ZM16 172V171H15ZM18 172V171H17ZM75 172V171H74ZM73 172V174H75ZM92 172V169H91V171H90V173ZM113 172H115V170L113 171ZM135 172V171H134ZM141 172V171H140ZM81 173V174H82ZM93 173H95V172H93ZM104 174L102 171L100 172V174ZM118 173V172H117ZM128 173V172H127ZM133 173V172H132ZM162 173V172H161ZM47 174H49V172L47 173ZM72 173H70L69 175H71ZM101 174V175H102ZM135 174V173H134ZM133 174V175H134ZM77 176H75V178L76 177H78L79 175L78 174H76ZM82 175V176H83ZM109 175H110V173H109ZM138 175V174H137ZM165 175V174H164ZM2 176V175H1ZM48 176V175H47ZM50 176V175H49ZM73 176V175H72ZM71 176V177H72ZM87 175H85V176H83V179H84V177H86ZM98 176H100V175H98ZM103 176V175H102ZM105 176H106V174H105ZM104 176V177H105ZM4 177H5V175H4ZM95 177L96 176H91V177H89V180H87V181H93V180H95ZM107 177V176H106ZM105 177V178H106ZM132 177V176H131ZM3 178V177H2ZM44 178V179H43ZM67 179H68V177H66ZM87 178V177H86ZM101 178H103V177H101ZM102 179V180H104L103 182L106 184V183H109V181L108 182H106V179L108 178H106V179ZM80 179V178H79ZM82 178H81V180H83ZM112 179V178H111ZM167 179V178H166ZM65 181V184H66V179H64ZM69 180V179H68ZM101 180V181H102ZM110 180V179H109ZM121 180V179H120ZM144 180V179H143ZM1 181V180H0ZM71 181V180H70ZM70 181H68L69 183H70ZM84 181V180H83ZM101 181H99L100 182V184H101ZM123 181V180H122ZM126 181V180H125ZM2 182V181H1ZM77 182V181H76ZM98 182V181H97ZM98 182V183H99ZM139 182V181H138ZM13 183H15V182H13ZM78 183V182H77ZM127 183V182H126ZM125 183V184H126ZM169 183V182H168ZM167 183V184H168ZM7 184V183H6ZM24 184V183H23ZM22 184V185H23ZM27 184H29V183H27ZM70 184H73L72 182L70 183ZM75 184V183H74ZM80 184H81V182H80ZM88 184V183H87ZM130 184H132V183H130ZM138 184V183H137ZM150 184V183H149ZM155 184V183H154ZM153 184V185H154ZM164 184H165V182H164ZM167 184H165V187H166V185ZM11 185V184H10ZM15 185V184H14ZM17 185V184H16ZM20 185V184H19ZM18 185V186H19ZM22 185H21V187H22ZM64 185V184H63ZM67 185V184H66ZM102 185H104V184H102ZM115 185V184H114ZM134 185H136V184H134ZM140 185H144V183H142V184H140L139 183V186H138V189L141 187ZM163 185V184H162ZM174 185V184H173ZM9 186V185H8ZM13 186V185H12ZM17 186V187H18ZM60 186V187H59ZM70 187H72L71 185H69ZM79 186V185H78ZM86 186H88V185H86ZM109 186H111L110 184H109ZM150 186V185H149ZM156 186V185H155ZM154 186V187H155ZM164 186V185H163ZM162 186V187H163ZM168 186H169V184H168ZM171 186V185H170ZM169 186V189L171 190V188H173V187H170ZM16 187V186H15ZM15 187H14V190H15ZM20 186H19V190H20V188H21ZM34 187V186H33ZM36 187H34L33 188V190L34 189H36ZM62 187H64V186H62ZM66 187H68V186H66ZM69 187V188H70ZM82 187V186H81ZM100 187V186H99ZM101 187H103V186H101ZM105 187V186H104ZM116 187V186H115ZM122 187V186H121ZM144 187V186H143ZM142 187V188H143ZM152 187V186H151ZM11 188V187H10ZM23 188H24V186H23ZM27 188V187H26ZM89 188V187H88ZM145 188V187H144ZM148 188V187H147ZM167 188V187H166ZM7 189V188H6ZM28 189H30V188H28ZM32 189V188H31ZM63 189H65V188H63ZM82 189V188H81ZM91 189V188H90ZM95 189V188H94ZM135 189H137V185H136V188ZM135 189H133V190H135ZM151 189V188H150ZM169 189H167V190H169ZM13 190V189H12ZM22 190V189H21ZM27 190V189H26ZM75 190V189H74ZM79 190V189H78ZM116 190V189H115ZM131 190V189H130ZM145 190V189H144ZM151 190H153V189H151ZM169 190V191H170ZM16 191H18V190H16ZM66 191V190H65ZM92 191V190H91ZM138 191H140V189L138 190ZM137 191V192H138ZM162 191H164V190H162ZM169 191H167V192H169ZM7 192V191H6ZM5 192V193H6ZM24 192V191H23ZM34 192H36L35 190H34ZM62 192H63V190H62ZM100 192V191H99ZM142 192H143V190H142ZM145 192H146V190H145ZM145 192H143V194H145V196H147V193H145ZM147 192H149V191H147ZM151 192V191H150ZM66 193V192H65ZM90 193V192H89ZM139 193V192H138ZM153 193H156V192H153ZM152 193V194H153ZM163 193V192H162ZM165 193V192H164ZM12 194H14V193H12ZM57 194V193H56ZM62 194H64V193H62ZM97 194H98V192H97ZM100 194V193H99ZM119 194V193H118ZM121 194V193H120ZM140 194V193H139ZM142 194V193H141ZM150 194V193H149ZM247 194H249V192L247 193ZM10 195H11V193H10ZM61 195V194H60ZM75 195V194H74ZM125 195V194H124ZM132 195V194H131ZM157 195V194H156ZM9 196V195H8ZM12 196V195H11ZM43 196H45V195H43ZM57 196V195H56ZM95 196V195H94ZM102 197L103 196H105V195H101ZM117 196V195H116ZM149 196H151V195H149ZM169 196H170V194H169ZM176 196V195H175ZM31 197V196H30ZM33 197V196H32ZM53 197V196H52ZM132 197V196H131ZM148 197V196H147ZM154 197V199H155V197L156 196H154V195H152V197H151V199ZM158 197V196H157ZM156 197V198H157ZM12 197H10V199H11ZM26 198H28V197H26ZM37 198H36V200H37ZM42 198V197H41ZM40 198V201L42 200ZM90 198V197H89ZM104 198V197H103ZM120 198H121V196H120ZM123 199L125 198V197H122ZM127 198V197H126ZM159 198V197H158ZM31 199H34V197L33 198H31ZM146 199V198H145ZM149 200H150V198H148ZM15 200V199H14ZM21 200V199H20ZM35 200V201H36ZM46 200V199H45ZM90 200H92V199H90ZM102 200V199H101ZM113 200V199H112ZM25 201H27L26 199H25ZM30 201V200H29ZM32 201V200H31ZM34 201V200H33ZM148 201V200H147ZM153 201V200H152ZM28 202V201H27ZM46 202V201H45ZM55 202H57V201H55ZM60 202V201H59ZM117 202H119V201H117ZM126 202H127V200H126ZM156 202V201H155ZM36 203V202H35ZM87 203V202H86ZM115 203V202H114ZM125 203V202H124ZM145 203V202H144ZM149 203V202H148ZM154 203V202H153ZM152 203V204H153ZM23 204V203H22ZM39 204V203H38ZM141 204H143V203H141ZM140 204V206H142ZM146 204V203H145ZM151 204V203H150ZM155 204V203H154ZM180 204V203H179ZM48 205V204H47ZM103 205H105V204H103ZM116 205V204H115ZM21 206V205H20ZM113 206V205H112ZM133 206V205H132ZM137 206V205H136ZM139 206V208H141ZM143 206L146 208V206H147V204H146V206L143 204ZM108 207V206H107ZM125 207H126V205H125ZM131 207V206H130ZM153 207V206H152ZM155 207V206H154ZM26 208V207H25ZM106 207L104 206V209H105ZM143 208V207H142ZM73 209V208H72ZM81 209V208H80ZM110 209V208H109ZM151 209V208H150ZM70 210V209H69ZM76 210V209H75ZM101 210V209H100ZM139 210V209H138ZM141 210V209H140ZM30 211V210H29ZM72 211V210H71ZM104 211V210H103ZM105 211H107V210H105ZM133 211V210H132ZM144 211V210H143ZM22 212V211H21ZM145 212V211H144ZM73 213V212H72ZM100 213H101V211H100ZM85 214H87V213H85ZM95 214V213H94ZM93 213H92V215H94ZM106 214H108L107 212H106ZM69 215V214H68ZM73 215H74V213H73ZM91 214L89 213V216H90ZM91 215V216H92ZM102 215V214H101ZM105 215V214H104ZM103 215V216H104ZM111 215V214H110ZM74 216H76V214L74 215ZM102 216V217H103ZM106 216V215H105ZM105 216H104V218H105ZM95 218H96V216H94ZM101 217V218H102ZM64 218V217H63ZM67 218V217H66ZM98 218V217H97ZM100 218V217H99ZM98 218V219H99ZM80 219V218H79ZM84 219H86V218H84ZM103 219V218H102ZM92 220H94V218L92 219ZM97 220V219H96ZM110 220V219H109ZM85 221V220H84ZM100 221V220H99ZM104 221V220H103ZM108 221V220H107ZM74 222V221H73ZM80 222V221H79ZM91 222V221H90ZM101 222V221H100ZM110 222V221H109ZM108 222V223H109ZM152 222V221H151ZM80 223H82V222H80ZM80 223H78V224H80ZM89 223V222H88ZM87 223V221L84 223V224H88ZM93 223V222H92ZM94 223H96V222H94ZM76 224V223H75ZM83 224V225H84ZM102 224V223H101ZM104 225H105V223H103ZM107 224V223H106ZM99 226H101L100 225V223L98 224ZM108 225V224H107ZM149 225V224H148ZM152 225V224H151ZM66 226V225H65ZM74 226V225H73ZM85 226V225H84ZM87 226H91V225H87ZM87 226H85V228L87 227ZM98 227V226H97ZM105 227V226H104ZM107 227V226H106ZM64 228V227H63ZM75 228V227H74ZM78 228H80V227H78ZM90 228H92V227H90ZM81 229V228H80ZM93 229H94V227H93ZM97 229V228H96ZM95 229V230H96ZM102 229H106V228H102L101 227V231H102ZM88 230V229H87ZM99 230V229H98ZM65 231V230H64ZM76 231H77V228H76ZM75 231V232H76ZM73 231H71V233H72ZM91 232V231H90ZM89 232V233H90ZM74 233V232H73ZM82 233V235H84L83 233L84 232H81ZM101 233V232H100ZM104 233V232H103ZM103 233H101V234H103ZM106 233V232H105ZM98 234V233H97ZM97 234H95V235H97ZM132 234V233H131ZM134 234V233H133ZM132 234V235H133ZM66 235V234H65ZM85 235H88V233L87 234H85ZM89 235H91V233L89 234ZM94 235L92 234V236H90V237H93ZM102 236H104V235H99L98 236V239L96 240V239H94L95 241H98L99 240V237L101 238ZM106 236H108V235H105L104 237H106ZM67 237V236H66ZM69 237V236H68ZM71 237V236H70ZM132 237V236H131ZM135 237H137V236H135ZM89 238V236H87V240H89L88 239ZM129 237H127V239H128ZM68 239V238H67ZM93 239V238H92ZM103 239V238H102ZM106 239V241H107V238H105ZM131 239V238H130ZM71 240V239H70ZM80 240H82V238L80 239ZM84 240V239H83ZM87 240H86V243H88L87 242ZM109 240V239H108ZM90 241H91V239H90ZM105 240H104V243L106 242ZM64 242V241H63ZM100 242H101V239H100ZM99 242V243H100ZM83 243V242H82ZM81 243V244H82ZM92 243H95V242H92ZM102 243V242H101ZM107 243H109L110 244V242L109 241H107ZM106 243V244H107ZM103 244V243H102ZM105 244V245H106ZM109 244H108V246H109ZM111 244H112V241H111ZM118 244V243H117ZM80 245V244H79ZM87 245H89V244H87ZM98 245V244H97ZM101 245V244H100ZM99 245V246H100ZM113 245V244H112ZM111 245V246H112ZM78 246V245H77ZM83 246V245H82ZM91 246V245H90ZM104 247V246H103ZM94 248H95V246H94ZM99 248V247H98ZM105 248V247H104ZM107 248V247H106ZM88 249V248H87ZM88 250H91V247H90V249H88ZM96 250H97V248H96ZM80 251V250H79ZM86 251V250H85ZM94 251V250H93ZM92 251V252H93ZM100 251V250H99ZM107 251V250H106ZM87 252H90V251H87ZM103 252H105L104 250H103ZM95 253V252H94ZM108 253L109 252H107V254L106 255H108ZM96 254V253H95ZM105 254V253H104ZM111 254V252L109 253V255ZM98 255V254H97ZM96 255V256H97ZM99 256V255H98ZM97 256V258H99ZM104 256V255H103ZM92 257V256H91ZM105 257V256H104ZM107 257V256H106ZM115 257V256H114ZM102 258V257H101ZM92 259V258H91ZM95 260V259H94ZM116 261V260H115ZM98 262V261H97ZM100 262V261H99ZM126 262V261H125ZM95 264V263H94Z\"/></svg>",
  "mask_w": 264,
  "mask_h": 264
},
{
  "label": "built area",
  "instance_id": "2783aa9c",
  "mask_svg": "<svg viewBox=\"0 0 264 264\" xmlns=\"http://www.w3.org/2000/svg\"><path fill=\"white\" fill-rule=\"evenodd\" d=\"M165 2L176 9L171 15L179 20L182 25L196 31V34L200 32V27L207 31L219 32L215 25L218 24L217 20L222 18L246 23L247 20L251 19L249 16L243 17L242 14L245 13V10L254 12L250 9L255 8L251 0H165ZM64 5H68V0H64ZM221 37V41L214 44V47L219 51L231 46L229 40ZM210 74L212 80L209 88L211 93L215 91L218 94L216 97L217 105L220 106L224 101L230 108L223 110L222 117H207L201 120L200 132L204 135L211 134L217 130L220 122L227 123L232 115L234 121L229 120L228 122L231 121L233 128L239 130L255 145L259 153V168L264 175V79L253 80V86L256 87L253 90L256 93L254 100V96L251 97L240 90L239 86L243 84H236L233 79L228 78L225 71L217 69L212 70ZM223 90L228 91L224 100L219 97ZM259 183L255 193L264 202V176Z\"/></svg>",
  "mask_w": 264,
  "mask_h": 264
}]
</instances>
